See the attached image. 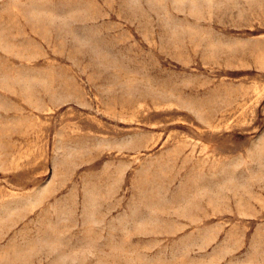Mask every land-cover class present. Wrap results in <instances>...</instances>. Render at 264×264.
Returning <instances> with one entry per match:
<instances>
[{
    "label": "rangeland",
    "instance_id": "374dc122",
    "mask_svg": "<svg viewBox=\"0 0 264 264\" xmlns=\"http://www.w3.org/2000/svg\"><path fill=\"white\" fill-rule=\"evenodd\" d=\"M0 264H264V0H0Z\"/></svg>",
    "mask_w": 264,
    "mask_h": 264
}]
</instances>
